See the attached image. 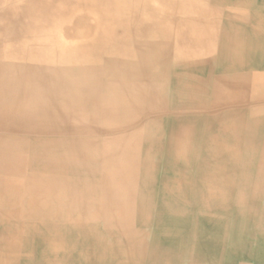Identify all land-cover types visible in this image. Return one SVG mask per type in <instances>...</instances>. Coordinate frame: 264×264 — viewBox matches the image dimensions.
<instances>
[{
  "label": "bare ground",
  "instance_id": "obj_1",
  "mask_svg": "<svg viewBox=\"0 0 264 264\" xmlns=\"http://www.w3.org/2000/svg\"><path fill=\"white\" fill-rule=\"evenodd\" d=\"M0 264H264V0H0Z\"/></svg>",
  "mask_w": 264,
  "mask_h": 264
},
{
  "label": "rangeland",
  "instance_id": "obj_2",
  "mask_svg": "<svg viewBox=\"0 0 264 264\" xmlns=\"http://www.w3.org/2000/svg\"><path fill=\"white\" fill-rule=\"evenodd\" d=\"M24 71H25V70H24ZM24 71H23V72H24ZM25 77H26V78H48V77H46L44 74H41L40 72L34 74L31 70H30V71L27 70V73L25 74ZM198 168H199V167H198ZM198 171L200 172V171H203V170H198ZM171 174H172V173H171ZM189 174H190V175H189ZM193 174L196 175L195 171H186V173H185V175H187V176L190 177V180H191V182L193 183V186H192L191 192H194V194H195L196 203L193 202L192 205L189 204L190 206L187 207L188 211H186V212L191 214V219L194 220V221L196 222V224H197L199 218H200L201 216H203V215H201V213H200L201 207H200V205L197 203V198H198V196H200L201 194L203 195V197L208 196V195L205 194V193L203 192V190H204L203 187H199V186H198V180H197V179H194V177L191 176V175H193ZM203 174L209 175V174H207V173L204 172V171H203ZM168 175H169V174H168ZM172 175H173V174H172ZM155 176H156V178H157V177H158V174L156 173ZM206 178H207V177H206ZM127 179H128L129 181L131 180L130 177H127ZM160 179H161V175H160V176L158 177V179H157L158 182L156 181L157 184H156V186L154 187V191H155V193L159 191V190H158V183H160ZM189 187H190V186H189ZM123 189H126V184L123 185V187L121 188V191H122ZM105 191H106V190H105ZM121 191H118L117 194H116L115 196L120 197L119 192H121ZM154 191H153V192H154ZM107 192H112V191H107ZM178 192H180V191H178ZM121 193H122V192H121ZM132 194H133V196H136V195H137L136 190H133V191H132ZM174 194H175V193H174ZM197 195H198V196H197ZM176 196H177V191H176V194H175V198H176ZM210 211H216V210H214V209H210ZM232 211H233V209H232ZM236 212H237V211H236ZM236 212L233 211V214L236 213ZM166 218H167V220H170L169 217H166ZM219 218H220V216H219ZM247 222H248V223H251V222H253V220H252L251 218H248ZM192 229L194 230V227H193ZM197 229H198V228H197ZM239 260L242 261V257H239Z\"/></svg>",
  "mask_w": 264,
  "mask_h": 264
},
{
  "label": "crops",
  "instance_id": "obj_3",
  "mask_svg": "<svg viewBox=\"0 0 264 264\" xmlns=\"http://www.w3.org/2000/svg\"><path fill=\"white\" fill-rule=\"evenodd\" d=\"M101 224V223H100Z\"/></svg>",
  "mask_w": 264,
  "mask_h": 264
}]
</instances>
